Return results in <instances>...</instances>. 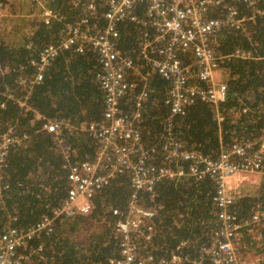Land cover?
<instances>
[{"label": "trees", "instance_id": "1", "mask_svg": "<svg viewBox=\"0 0 264 264\" xmlns=\"http://www.w3.org/2000/svg\"><path fill=\"white\" fill-rule=\"evenodd\" d=\"M77 1L84 5L89 0ZM252 1V5L235 4L245 19L240 28L224 27L215 38L218 72L227 85L225 101L212 106L196 96L182 115L170 114L164 103L170 83L151 74L139 55L138 44L154 32L146 13L147 0L137 1L132 9L140 24L125 21L119 25L118 52L129 57L143 74L150 73L146 80L130 79L135 89L120 105L124 115H138L135 128L141 148L149 154L148 165L186 170L191 164H173L165 159V134L183 149L211 160L236 144L252 143L260 137L264 122V0ZM40 3L56 15L50 26L31 15H21L8 0H0L13 15L0 24V106L4 104L0 107V134L12 129L21 138L7 149L0 167V237L7 227L26 230L42 217H52L51 210L67 197L68 165L95 157L97 142L81 125L103 117V93L98 83L101 65L90 47L83 53L60 51L44 70L43 81L31 89L17 83L19 77L34 74L31 61L40 49L55 43L65 26L87 16L72 0H32L34 8ZM102 13L97 7L88 23L102 28ZM224 14L225 10L218 9L210 17ZM9 20L13 22L11 28ZM235 52L247 58L230 57ZM184 61L189 63V59ZM198 86L203 87V83ZM4 87L17 98L26 97L29 110L43 118L69 123L61 129L62 142L58 145L53 136L41 131L44 121L35 120L34 113L23 112L6 100L1 95ZM143 91L145 97L136 108V97ZM62 151L68 152L67 157ZM260 180L254 192L243 195L229 209L240 225L233 236L240 263L262 258L264 264V179ZM214 191L212 179L185 176L161 180L150 193H137L136 204L155 212L139 228L138 255L157 262L175 252L191 262L202 260L200 250L212 245L220 226L212 203ZM131 194L127 176L110 180L95 194L94 209L88 217H57L49 232L30 239L18 254L33 264H110L119 257L114 227L124 218ZM113 210L119 214L113 215ZM144 233L149 234L148 240L142 237Z\"/></svg>", "mask_w": 264, "mask_h": 264}, {"label": "built area", "instance_id": "2", "mask_svg": "<svg viewBox=\"0 0 264 264\" xmlns=\"http://www.w3.org/2000/svg\"><path fill=\"white\" fill-rule=\"evenodd\" d=\"M139 0H89L81 5L77 0L72 4L82 7L86 17L67 25L59 33L55 43L40 49L31 61L34 74L29 78L19 77L17 83L22 88L31 89L43 81L44 70L60 51L83 53L90 47L98 56L101 72L98 75L99 88L103 93L102 120L84 123V129L97 142V150L92 161L67 167V197L51 210L52 217L44 216L41 221L26 230L7 227L0 237V264H33L28 257L18 254L30 239L41 232H49L57 217H88L94 209L93 198L110 180L127 176L132 194L123 219L114 227L115 237L119 239V257L110 264H262L260 259L246 263L237 260L233 236L240 225L229 213L234 203L243 195L241 185L253 175L264 177V122L260 137L252 143L232 146L222 152L216 160L203 157L193 151L183 149L182 145L165 134L162 149L165 159L173 164L190 162L185 170L182 167L169 169L154 168L148 165L149 154L141 148L139 133L135 128L137 113L126 116L121 110V101L131 94L135 85L130 79L139 77L146 80L151 73L170 83L164 101L172 116L182 115L184 108L193 98L217 106L225 101L227 85L218 70L220 58L214 52L216 35L224 27L240 28L245 22L235 9L236 3L252 5V0H147V15L154 32L138 44L139 55L150 73L143 74L135 63L117 50L119 31L117 28L125 21L140 24L132 9ZM97 7L103 9V26L88 23V17L95 15ZM218 9L225 10L223 17H210ZM13 17L7 4H0V24L3 19ZM45 26H50L56 15L41 4L39 14L34 16ZM233 58H247L235 52ZM189 59V63L184 60ZM203 83V87L198 84ZM14 92L4 87L1 95L13 101L23 112L34 113L35 120H42L41 131L53 136L56 143L66 121L45 119L35 111L29 110L25 99L17 98ZM145 97L141 92L136 97V108ZM0 107H4L2 104ZM21 138L12 129L0 134V167L10 145L18 144ZM256 144V146H254ZM66 156L68 152L62 151ZM67 157V156H66ZM190 176L194 179L208 177L214 183L212 203L217 210L219 228L215 232L211 246L200 250L203 259L189 261L179 253H171L155 262L152 257L138 255L137 235L139 228L154 216V211L136 204L139 192H152L161 180L178 179ZM234 189L230 188V184ZM240 187V188H238ZM118 215V210L112 211ZM256 220V216L253 218ZM148 240L149 234H142Z\"/></svg>", "mask_w": 264, "mask_h": 264}, {"label": "rangeland", "instance_id": "3", "mask_svg": "<svg viewBox=\"0 0 264 264\" xmlns=\"http://www.w3.org/2000/svg\"><path fill=\"white\" fill-rule=\"evenodd\" d=\"M42 1L43 0H39V2H42ZM8 3L13 5L17 10H21V12H19L21 15H28V16L31 15V18H34L35 15L39 14L40 10L37 11V9H38V7L40 9V6H41V3L39 5L36 4L38 7L34 8L35 4H32V0H8ZM23 18H25V17H23ZM34 22H36V21H34ZM7 23H8L7 25L9 26V28H11L10 26L12 25L13 22H11L9 20V21H7ZM252 179H255V178H252ZM259 179H261V178H259ZM250 182H251V180H250ZM250 186H256V184H250Z\"/></svg>", "mask_w": 264, "mask_h": 264}, {"label": "crops", "instance_id": "4", "mask_svg": "<svg viewBox=\"0 0 264 264\" xmlns=\"http://www.w3.org/2000/svg\"><path fill=\"white\" fill-rule=\"evenodd\" d=\"M263 177V176H262ZM260 175H253L252 177H250V179H249V181L248 182H246V183H243L242 185H241V188L240 187H238V188H240L241 189V191H242V195H246V193H252V192H254L256 189H257V185H258V183L260 182V179L259 178H261V179H264V177L262 178ZM252 178H255V179H252ZM250 180H251V182H250ZM250 184H256V186H250ZM230 188H232V189H234V185L231 183L230 184ZM233 247H234V244H233ZM234 251H235V249H234ZM257 259H262V258H256V259H254V260H257Z\"/></svg>", "mask_w": 264, "mask_h": 264}, {"label": "bare ground", "instance_id": "5", "mask_svg": "<svg viewBox=\"0 0 264 264\" xmlns=\"http://www.w3.org/2000/svg\"><path fill=\"white\" fill-rule=\"evenodd\" d=\"M117 30H118V28H117Z\"/></svg>", "mask_w": 264, "mask_h": 264}]
</instances>
